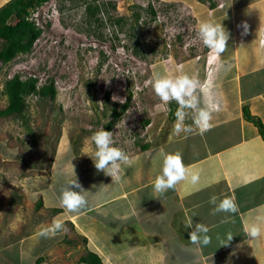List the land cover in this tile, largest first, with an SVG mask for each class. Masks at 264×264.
Segmentation results:
<instances>
[{"label": "rangeland", "instance_id": "obj_1", "mask_svg": "<svg viewBox=\"0 0 264 264\" xmlns=\"http://www.w3.org/2000/svg\"><path fill=\"white\" fill-rule=\"evenodd\" d=\"M96 1L101 9L92 16L84 0H48L33 13L43 32L32 50L0 61V109L8 104L5 82L15 74L36 76L38 85L53 79L57 91L54 100L28 96L23 117L0 116V264H60L64 253L86 254L85 238L69 222L55 238L39 233L59 220L56 208L68 180L102 176L88 155L92 133L114 119V145L127 155L155 144L172 126L178 105L156 96L152 73L204 48L188 0H175V7L165 0Z\"/></svg>", "mask_w": 264, "mask_h": 264}, {"label": "crops", "instance_id": "obj_2", "mask_svg": "<svg viewBox=\"0 0 264 264\" xmlns=\"http://www.w3.org/2000/svg\"><path fill=\"white\" fill-rule=\"evenodd\" d=\"M188 2L199 23L224 26L226 50L217 55L208 49L166 64L163 72L198 80L201 98L200 88L208 91L216 107L210 130L178 135L174 114L167 134L121 163L118 182L104 172L79 180L88 190L85 208L67 212L59 196V220L72 224L105 264H264V235L251 239L244 234L245 224L259 223L264 231L258 220L264 218V138L244 114L248 107L264 124V0H221L213 8ZM245 21L247 34L241 26ZM185 124H192L190 115ZM162 151L180 152L199 182L192 184L189 177L156 198L153 181L161 172ZM221 194L234 199L238 213L212 214L209 199ZM189 219L209 228V244L190 242L192 229L184 227ZM229 234L233 239L228 242ZM65 254L58 263H82L81 256Z\"/></svg>", "mask_w": 264, "mask_h": 264}, {"label": "clouds", "instance_id": "obj_3", "mask_svg": "<svg viewBox=\"0 0 264 264\" xmlns=\"http://www.w3.org/2000/svg\"><path fill=\"white\" fill-rule=\"evenodd\" d=\"M243 34L248 32L247 22H242ZM197 36L199 40L207 47L210 52L217 55L222 54L227 47L229 34H225V28L222 24H215L211 21H203L198 24ZM151 86L157 97L164 103L175 101L178 108L175 112L176 121L173 130L176 134H192L198 130L199 134L203 135L210 130L212 114L216 110L215 105L211 101V97L206 89L200 88L201 96L197 95L199 81L191 77L187 73H181L176 76H170L167 73L153 72L151 76ZM191 116L192 124H185V119ZM90 140L94 145V150L88 154L98 172H104L113 178V182L119 181L117 173L121 167V163L127 164L129 156L119 147L114 145L113 132L105 130L101 127L95 130ZM162 167L161 172L153 181V191L159 195H163L170 189H175L177 184L182 181L189 180L192 184L199 182L197 173H189L188 168L183 162L180 152H161ZM80 184L77 176L75 179L67 181L66 185L61 188L60 205L67 212H78L87 206L86 193ZM223 196V198H221ZM209 203L213 205L212 214L226 213L236 214L239 211L238 204L231 197L221 194L212 195ZM261 223H264V218L258 217ZM184 227L192 229L189 240L192 244L207 245L210 243V237L207 235L209 228L202 222L193 223L189 219ZM64 231L63 223L54 219L50 225L45 227L39 233L45 238H55L57 234ZM244 234L251 239L259 238L264 235L260 224L249 226L245 224ZM233 235L229 234L227 241H231ZM224 245V244H222Z\"/></svg>", "mask_w": 264, "mask_h": 264}, {"label": "trees", "instance_id": "obj_4", "mask_svg": "<svg viewBox=\"0 0 264 264\" xmlns=\"http://www.w3.org/2000/svg\"><path fill=\"white\" fill-rule=\"evenodd\" d=\"M48 0H8L3 5H0V61L7 64L19 54L28 53L32 50L34 43L40 37L43 29L37 24L33 17L34 11L46 3ZM162 1V0H161ZM210 8L215 7L218 3L213 0H208ZM85 10L87 14L95 16L100 11V3L96 0H84ZM164 5L175 7L180 2L164 1ZM113 7L115 6L112 3ZM149 10L154 16L156 14L153 5L149 4ZM141 13H135V21L138 22ZM193 15V14H192ZM194 17V16H193ZM124 21L123 16L116 18L118 23ZM181 37V36H180ZM208 48L204 46L203 51ZM36 76H28L23 78L20 74H15L8 78L5 82V93L8 98V104L5 108L0 109V116L18 115L23 117L27 110V97L37 95L42 99L54 100L56 97V87L54 80L38 85ZM128 101L124 102L121 110L114 111L113 118H118L122 111L127 108ZM245 117L254 122L264 138V124L262 120L255 115H252L249 108H244ZM114 119L109 120L105 130H111L114 124ZM144 124H148L149 120H145ZM146 148L148 145H143ZM41 205V200L38 202ZM59 211V208H56ZM86 240V238H85ZM87 241V240H86ZM81 262L88 264H105L101 255L91 249H88L86 254L80 257Z\"/></svg>", "mask_w": 264, "mask_h": 264}]
</instances>
